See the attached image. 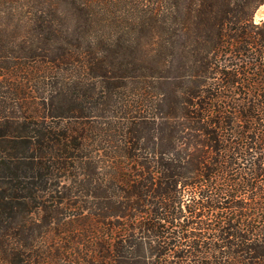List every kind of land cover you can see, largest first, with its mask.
I'll use <instances>...</instances> for the list:
<instances>
[{
	"label": "trees",
	"instance_id": "trees-1",
	"mask_svg": "<svg viewBox=\"0 0 264 264\" xmlns=\"http://www.w3.org/2000/svg\"><path fill=\"white\" fill-rule=\"evenodd\" d=\"M264 0H0V264H264Z\"/></svg>",
	"mask_w": 264,
	"mask_h": 264
},
{
	"label": "rangeland",
	"instance_id": "rangeland-1",
	"mask_svg": "<svg viewBox=\"0 0 264 264\" xmlns=\"http://www.w3.org/2000/svg\"><path fill=\"white\" fill-rule=\"evenodd\" d=\"M255 22L264 20V4L260 5L254 14Z\"/></svg>",
	"mask_w": 264,
	"mask_h": 264
}]
</instances>
